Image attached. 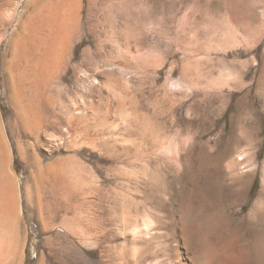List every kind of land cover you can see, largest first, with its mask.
<instances>
[{"label": "rangeland", "instance_id": "rangeland-1", "mask_svg": "<svg viewBox=\"0 0 264 264\" xmlns=\"http://www.w3.org/2000/svg\"><path fill=\"white\" fill-rule=\"evenodd\" d=\"M150 219L264 264V0H0V264H128Z\"/></svg>", "mask_w": 264, "mask_h": 264}, {"label": "bare ground", "instance_id": "bare-ground-1", "mask_svg": "<svg viewBox=\"0 0 264 264\" xmlns=\"http://www.w3.org/2000/svg\"><path fill=\"white\" fill-rule=\"evenodd\" d=\"M13 17H15V16H13ZM64 18H67V17H63V20H64ZM67 23H68V21H67ZM69 24H70V22L67 25H69ZM62 25H64V23ZM69 27L70 26H68L67 29L71 28V27L70 28ZM22 36H23V34H22ZM249 202L250 201H247V203H249ZM150 220H152V219H150ZM149 222L150 223H148V224L146 223L145 225L143 224L142 226L138 225L137 227H135V224L133 225L135 227V229L133 230L134 236L130 238V239H132L130 242L132 244L140 246V248H138L139 252L137 253V257H139V258H137V257L135 258L134 257L133 259H131V261L129 259L128 264H211V262H209V258L207 257L209 255L208 252L206 250L201 249L199 247L200 244H198L196 242V237L194 236L193 232L189 229V227L186 225V223L182 222L181 220L175 222L174 225L170 228L169 232L166 233V235L171 234L173 236V238H174L173 243L174 244L173 245H171V244L169 245L167 243V245L164 246L165 247L164 250L165 249H171L174 252V253H172L173 257L171 258L169 256L170 259L166 258L167 260H165V258H162L163 251L160 254V252H159L160 249L157 248V247H159V245L154 243V240H153L154 238H159L161 236L160 232H159L160 229H157V228L155 229L154 225L156 223H155L154 220L149 221ZM158 223L160 224L159 221L157 222V224ZM136 224H137V222H136ZM149 225L152 228V230H151L152 232L150 231L151 228L150 229L148 228ZM133 233L131 235H133ZM142 235H143V237H142ZM128 247H129V245H128ZM262 249H263L262 241L256 240V239L252 240V239H247V238L244 239L243 238L242 244L239 245L238 251H239L240 254H242L243 258L245 259L244 264H248L247 260H249L248 257L251 254V252L253 251V252H259L260 253V252H262ZM9 250L10 249H8V251ZM172 254H170V255H172ZM10 257H11V255H10ZM123 261H125V260H123ZM240 263H242V262L240 261ZM105 264H108V263L105 262ZM212 264H214V263L212 262ZM217 264H222V263L220 262V263H217Z\"/></svg>", "mask_w": 264, "mask_h": 264}, {"label": "clouds", "instance_id": "clouds-1", "mask_svg": "<svg viewBox=\"0 0 264 264\" xmlns=\"http://www.w3.org/2000/svg\"><path fill=\"white\" fill-rule=\"evenodd\" d=\"M141 8H143V9L147 10L148 6H147V5H144V4H142V5H141ZM149 31H151V29H149Z\"/></svg>", "mask_w": 264, "mask_h": 264}]
</instances>
